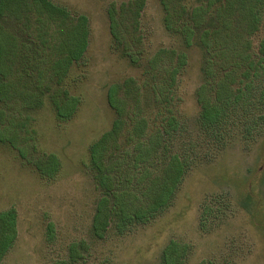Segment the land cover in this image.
I'll return each mask as SVG.
<instances>
[{"label": "rangeland", "instance_id": "1", "mask_svg": "<svg viewBox=\"0 0 264 264\" xmlns=\"http://www.w3.org/2000/svg\"><path fill=\"white\" fill-rule=\"evenodd\" d=\"M52 1L74 17L88 18L87 50L68 77L71 93L79 95L82 103L72 119L61 121L48 95L44 94L42 107L31 109L15 92L16 106L10 116L32 121L28 130L20 132L19 144L27 145L26 154L8 141H0V212L17 211V237L0 264H161L171 240L188 247L182 264H264V130L259 131L264 129V121L254 128L255 138L248 141L241 136L245 126L234 121L224 141L208 147L198 123L201 106L197 96L205 82L206 52L197 43L187 47L180 33L166 27L161 0H144L136 18L137 29H133L134 11H119L131 0ZM187 2L192 5L197 0ZM112 6L117 10L120 42L110 28ZM263 37L264 23L253 37V45L258 47ZM163 48L175 53L158 61L155 73L171 60L175 62L181 52L188 58L175 91L180 126L165 142L172 153H184L189 167L172 204L154 220L123 233L112 223L104 237L97 238L92 223L101 192L89 168V149L118 118L108 92L117 86V96L127 99L133 116L137 112L140 118L148 116V130L155 128L158 107L147 98L142 83L152 82L147 68ZM129 78L135 85L124 84ZM136 86H142L141 91L136 92ZM136 93H142L139 108L133 104ZM238 113L242 115V110ZM122 132L124 136L127 129ZM51 153L58 155L61 166L56 176L47 177L37 162ZM219 194L232 201L222 216L217 212ZM210 200L212 214L203 227V208ZM73 242H84L83 256L77 262L70 259Z\"/></svg>", "mask_w": 264, "mask_h": 264}, {"label": "trees", "instance_id": "2", "mask_svg": "<svg viewBox=\"0 0 264 264\" xmlns=\"http://www.w3.org/2000/svg\"><path fill=\"white\" fill-rule=\"evenodd\" d=\"M161 2L166 11V27L180 33L187 47L197 43L206 52L205 82L197 96L201 106L198 123L208 147L214 141H224L225 132L234 121L245 126L244 135L243 130L241 134L245 141L254 139V128L264 121V37L258 47L253 45V37L264 23V0H197L192 5L187 0ZM143 5L144 0H131L119 9L134 11L133 29L138 28L136 18ZM111 8V32L120 42L115 23L117 10ZM88 39V18L74 17L52 0H0V141L20 148L22 155L28 151L27 145L19 144L20 132L28 130L32 119L28 117L22 122L10 116L16 106L15 92L31 109L42 107L44 94L48 95L61 121L76 115L82 98L71 93L68 77L74 64L84 56ZM174 53L164 48L157 52L147 68L152 82L142 83L147 98L158 107L152 130H148L149 117L140 118L138 112L133 116L127 99L117 96V86L110 87L109 103L118 118L112 129L101 134L89 149V168L101 192L92 223L97 238H103L112 223L123 233L154 220L172 204L187 172V157L184 153H172L165 142L167 135L180 126L175 91L187 64V54L179 53L175 62L171 60L155 73L158 61ZM124 84L134 82L129 78ZM142 86L134 90L141 91ZM135 95L134 108H139L142 93ZM263 130L260 127L259 131ZM60 166V158L53 153L45 161L37 162L38 169L47 177L56 176ZM218 202L217 212L222 216L226 207L231 208L232 201L219 194ZM212 203L210 200L204 205L203 227L212 214ZM16 217L14 208L0 212V263L16 240ZM49 232L53 238L52 223ZM83 244H71L72 262L83 256ZM187 248L171 240L163 251L161 264H182Z\"/></svg>", "mask_w": 264, "mask_h": 264}]
</instances>
